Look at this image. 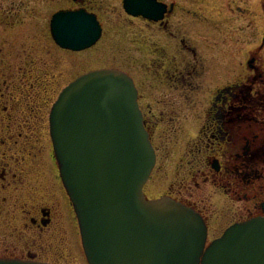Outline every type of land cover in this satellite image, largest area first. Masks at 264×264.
<instances>
[{
	"label": "rangeland",
	"instance_id": "rangeland-1",
	"mask_svg": "<svg viewBox=\"0 0 264 264\" xmlns=\"http://www.w3.org/2000/svg\"><path fill=\"white\" fill-rule=\"evenodd\" d=\"M102 1L98 10L104 28L102 38L90 49L70 52L58 49L47 23L54 10L69 6L65 5L67 0H0V108L6 105L9 118L16 125L23 124L25 132L28 124L38 126L39 141L32 145H40L42 152L37 157L44 156V162H51L53 168L47 118L58 93L91 69L112 67L125 71L134 77L139 103L158 148L156 168L144 188L150 197H156L166 191L169 183L180 182L181 166L174 175L177 162L183 159L190 163L196 155H203L207 142L201 126L216 88L240 82L243 90L260 86L258 79L251 83L245 77L255 74L248 64L251 58L264 72V0H175L173 13L163 26L126 16L120 0ZM176 71L182 73L178 76ZM23 140L20 138V142ZM217 146L212 144L215 149ZM27 160L28 164L18 165L31 169V159L25 156L24 162ZM36 170L40 171L30 175L34 185V179L40 181L44 172ZM198 175L194 183L199 186L197 191L191 190L190 200L204 208L211 239L215 232L222 233L219 215L229 211L230 200L216 193L218 188L214 186L219 180L211 177H217L214 171L208 169ZM206 184L216 193L212 192L213 213L204 206ZM64 213L71 253L68 259L88 264L77 220L68 205Z\"/></svg>",
	"mask_w": 264,
	"mask_h": 264
},
{
	"label": "water",
	"instance_id": "water-1",
	"mask_svg": "<svg viewBox=\"0 0 264 264\" xmlns=\"http://www.w3.org/2000/svg\"><path fill=\"white\" fill-rule=\"evenodd\" d=\"M52 27L57 43L75 50L100 36L81 12L55 14ZM49 123L89 264H264V217L232 225L203 252L206 227L196 212L169 197L145 199L155 153L126 73L102 68L77 77L53 103Z\"/></svg>",
	"mask_w": 264,
	"mask_h": 264
},
{
	"label": "flooded vegetation",
	"instance_id": "flooded-vegetation-1",
	"mask_svg": "<svg viewBox=\"0 0 264 264\" xmlns=\"http://www.w3.org/2000/svg\"><path fill=\"white\" fill-rule=\"evenodd\" d=\"M67 1L68 4L65 3V5H69L67 8L58 7L48 18L50 37V21L54 13L82 10L96 16L102 29L101 39L104 28L98 10L104 2L102 0ZM120 1L123 13L128 17H133L125 11L123 0ZM155 1L164 5L162 18L155 22L159 26H163L167 17L173 13L176 1L173 0L170 3L165 0ZM133 18L143 19L147 23L154 22L141 16ZM57 46L61 50L76 52ZM253 60L255 61V58ZM251 68L255 74L246 76L245 80L254 83L258 79L260 86L257 84L255 88L252 85L243 90L242 86H239L240 82L233 87L216 88L212 103L205 109L206 119L201 126L206 134L207 142L203 155H196L190 163L184 162L183 159L176 163L174 175L176 177L177 168L181 166L180 182L175 185L169 183L166 191L156 197H150L144 189L145 196L149 199L168 196L198 212L207 228L206 244L220 237L234 223L243 222L253 217H264V72L259 71L255 64ZM181 73L182 71H179L177 75L179 76ZM132 78L134 79V77ZM1 95L4 96V94ZM139 97L138 92V102ZM27 104L25 103L26 108L29 107ZM0 109V114L5 112L2 116H6V119L0 118V258L51 264H75L68 259L71 253L64 226L66 220L64 212L67 205L74 214L75 220L77 219L62 183L54 153L51 158L55 160V167L51 168L49 165L51 162L45 161V163L44 156L43 159L37 157L42 152V149H38V147L41 148L40 145H32V142L35 144L36 141H39L37 129H40L38 126L28 124L25 128L27 132H25L23 124L16 125V121L9 118L11 114L6 105ZM142 113L144 126L155 149L157 163L158 148L153 143L151 126L143 110ZM24 120L29 123L28 119ZM12 121H14L13 124H7ZM23 137L24 140L20 142V138ZM49 141L52 147L50 134ZM214 142L218 144L216 149L212 147ZM25 156L31 159V169L25 168L23 165L29 162L28 160L26 163L24 162ZM21 162L23 164L18 165ZM187 164L189 167L186 166ZM36 168L42 169L44 172L40 181L34 179L36 181L34 185L30 180V175L40 171ZM208 169L217 175V177L211 176L213 180H219L217 186H214L218 188L216 193H220L219 196L227 197L230 200L229 211L226 210L224 214L219 215L218 223L223 228L222 233L215 232L216 235L211 239H209L211 231L209 218H207L204 208L198 206L193 199L190 200V197L193 196L191 190L195 188L197 191L199 186L194 183V180L199 177L198 174L202 171L205 173ZM206 187L207 197L204 199L207 204L204 206H207L206 211L213 213L212 192L214 195L216 193L211 190L213 189L211 185L206 184ZM242 199L248 202H240ZM72 219L73 217L70 218L71 228L73 226Z\"/></svg>",
	"mask_w": 264,
	"mask_h": 264
}]
</instances>
